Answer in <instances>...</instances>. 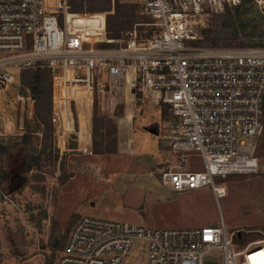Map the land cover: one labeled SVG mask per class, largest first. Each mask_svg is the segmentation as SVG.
Returning <instances> with one entry per match:
<instances>
[{
	"label": "built area",
	"instance_id": "1",
	"mask_svg": "<svg viewBox=\"0 0 264 264\" xmlns=\"http://www.w3.org/2000/svg\"><path fill=\"white\" fill-rule=\"evenodd\" d=\"M127 1L150 20L147 37L137 36L140 24L122 36L108 34L103 15L74 12L69 0H0V92L26 69L49 71L53 91L66 93L61 105L69 92L90 102L111 89L131 88L137 103L163 105L170 118L167 146L174 164L154 171L160 185L175 193L207 187L217 203L224 189L216 179L245 173L238 161L255 168L252 142L264 122V51L193 45L213 16L241 0ZM251 1L256 9L264 6V0ZM86 16L95 17L92 26L75 23ZM190 156L202 170H186ZM135 245L146 264H201L213 251L220 264H264V240L238 246L220 218L213 225L162 229L89 216L71 224L54 264H133L126 260Z\"/></svg>",
	"mask_w": 264,
	"mask_h": 264
},
{
	"label": "rangeland",
	"instance_id": "2",
	"mask_svg": "<svg viewBox=\"0 0 264 264\" xmlns=\"http://www.w3.org/2000/svg\"><path fill=\"white\" fill-rule=\"evenodd\" d=\"M77 1L72 0L74 5ZM83 3L88 15H103L108 34L122 36L134 24L141 25L136 27L139 38L151 33L146 25L150 20L127 0ZM239 6L213 16L193 45L264 51V6L256 9L248 0ZM82 18L92 24L95 19ZM33 74L32 69L20 71L14 84L0 92V264H54L80 216L162 229L213 225L220 218L236 245L264 240V123L252 142L253 172L216 179L224 189L216 203L207 187L175 193L161 186L154 174L174 164L165 106L137 103L129 87L111 89L102 100L90 102L69 92L68 102L61 105L66 93L56 94L45 72L43 92L35 102L30 93ZM92 110L99 118L94 123ZM97 148L113 152L93 154ZM24 165L29 166L26 173ZM12 168L20 175L10 180ZM185 168L202 170L192 156ZM15 179L23 182L10 191ZM126 262L146 264V257L135 245ZM201 264H220V256L210 252Z\"/></svg>",
	"mask_w": 264,
	"mask_h": 264
},
{
	"label": "trees",
	"instance_id": "3",
	"mask_svg": "<svg viewBox=\"0 0 264 264\" xmlns=\"http://www.w3.org/2000/svg\"><path fill=\"white\" fill-rule=\"evenodd\" d=\"M86 1L87 0H79V2L77 1V3L79 5H74V3L72 2V0H69V5H70L71 10L74 11V12H81L83 10V8H84V3L83 2H86ZM242 1L243 0H241L240 4L242 3ZM248 1H250V3L252 4V1L251 0H248ZM82 3H83V5L80 6ZM239 5L236 6V7H234V8H231V9H238L240 7ZM252 6H253V4H252ZM86 12H90V11H86ZM115 12H117V13L119 12V8L118 7L116 8ZM237 16H239V14ZM81 18L82 17H80V18L77 17L75 20H78V21H76L75 23L76 24H83V25H87V26H89V25L92 26L93 25L92 24V21H90L89 19H86V18H82L81 19ZM105 31L108 32V30H107V24L105 25ZM22 71H24V70H22ZM41 72H45L46 75L49 76V79H50V87H51V76H50L49 71H47L45 69H35L34 70V74L32 76V79H31V83H30V85H31V92L30 93H31V96H32V98L34 99L35 102H38L40 100V97H41L42 92H43V90H42V88L40 86L41 79H42ZM98 119L99 118L96 115V111L92 110V119H91L92 122L94 123ZM112 152L113 151H110L108 149L97 148L95 151H93V154L112 153ZM28 170H29V166L28 165H24L22 171L24 173H26V172H28ZM15 173L19 174L20 172H18L15 168L10 169L9 172H8V174H7L8 179H10V180L14 179V177H15L14 174Z\"/></svg>",
	"mask_w": 264,
	"mask_h": 264
},
{
	"label": "bare ground",
	"instance_id": "4",
	"mask_svg": "<svg viewBox=\"0 0 264 264\" xmlns=\"http://www.w3.org/2000/svg\"><path fill=\"white\" fill-rule=\"evenodd\" d=\"M237 167L240 168V172H253V162L252 161H238L236 164ZM252 168V169H249ZM260 264H263V261L261 260L259 262Z\"/></svg>",
	"mask_w": 264,
	"mask_h": 264
},
{
	"label": "water",
	"instance_id": "5",
	"mask_svg": "<svg viewBox=\"0 0 264 264\" xmlns=\"http://www.w3.org/2000/svg\"><path fill=\"white\" fill-rule=\"evenodd\" d=\"M22 182H23L22 179H15V183L13 185H11L10 191L15 190L18 186H20L22 184ZM54 243H55V241H53L52 245H54Z\"/></svg>",
	"mask_w": 264,
	"mask_h": 264
}]
</instances>
